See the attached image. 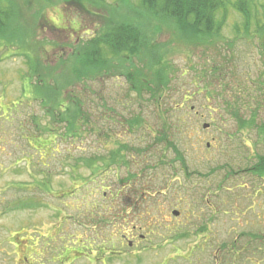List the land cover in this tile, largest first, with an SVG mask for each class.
I'll return each instance as SVG.
<instances>
[{
  "label": "rangeland",
  "instance_id": "rangeland-1",
  "mask_svg": "<svg viewBox=\"0 0 264 264\" xmlns=\"http://www.w3.org/2000/svg\"><path fill=\"white\" fill-rule=\"evenodd\" d=\"M0 2L25 14L43 6L29 17L28 35L0 46V264H20L21 240L34 237L41 245L48 230L75 248L119 247L121 234L144 235L137 246L142 259L132 264H264V176L245 171L264 149L258 131L264 106L257 107L264 82L262 88L255 83L263 74L264 51L257 36L241 37L240 13L229 10L219 32L193 42L167 22L150 32L165 45L169 62L161 96L132 91L120 69L86 78L72 94L82 98L91 122L81 135L57 137L47 146L40 127L50 121L31 99L35 77L28 74L25 53L42 46V68L57 73L106 17H126V0ZM210 66L220 76L227 71L217 86L206 77ZM232 97L244 118L257 108L250 128H239L231 115ZM134 119L138 123L131 126ZM113 151L121 156L116 163H97L98 172L82 164L101 155L109 160Z\"/></svg>",
  "mask_w": 264,
  "mask_h": 264
},
{
  "label": "trees",
  "instance_id": "trees-1",
  "mask_svg": "<svg viewBox=\"0 0 264 264\" xmlns=\"http://www.w3.org/2000/svg\"><path fill=\"white\" fill-rule=\"evenodd\" d=\"M48 1L49 3L54 2V0ZM46 4L48 6V3ZM126 4V17H122L121 14L116 16L113 13H111L112 16L106 17L99 32L74 47V60L70 61L69 65L66 62L57 73L47 72L42 68L40 63L42 62V46L36 45L31 53H25L29 60L27 62L28 74L35 77V82L30 81L29 86V91L34 93L31 99L42 104L50 121L46 126L36 125L41 128V134L44 133L49 137L45 142L46 144L48 142L47 146H50V141L53 142L57 137H64L66 140L81 135L85 126L91 122V114L84 108L82 98L72 94L76 83L86 78L93 80L120 69L132 91H147L153 98L155 95L161 96L160 91L169 81L167 71L169 62L163 57L166 52L165 45L155 43L150 32L154 35L161 31L162 26L167 25L166 22L174 25L180 38L193 42L203 39L206 35L219 32L226 21L229 10H233L243 17L241 26L244 32H240L241 37L250 39L257 36L258 46L264 51V1L262 0H138L137 4L126 0ZM19 7L21 8L20 5ZM39 7L41 10L43 6ZM39 10L25 14L24 11L16 12L13 4L8 3L7 7L0 2V46L4 44L8 46L15 39L28 35L30 33H28L30 31L29 20H31L29 17L32 18L33 14ZM20 18L22 21L19 20ZM32 21L34 22L35 19ZM235 29L237 36H240V27L236 25ZM251 29L254 32H251ZM134 58L136 62L143 63L142 67L134 63ZM262 63L264 65V60ZM208 71L209 75L206 77L209 78L212 86L216 81L220 82L221 78L227 76V71L221 74L223 77L220 76V69L216 66L212 68L210 66ZM260 73L263 74L255 83L262 88L264 70ZM237 85L241 88L239 83ZM227 89L225 87L224 91ZM23 92H25V87ZM260 98L263 102L257 107L264 106L262 93ZM233 101L234 98H230L227 106L234 107V112L230 113L236 119L239 128H250L254 125L257 108L249 118H244L237 105L233 106ZM134 123L137 125V120H130L131 126ZM258 131L261 133L259 143L264 147V119ZM175 153L182 161L181 151L176 149ZM110 155L112 158L109 160L101 155L92 159H84L82 164L95 167L94 169L98 172L102 167L99 164L116 163V156H121L119 152L114 151ZM245 171L255 172L261 178L264 176V149L256 154L255 162Z\"/></svg>",
  "mask_w": 264,
  "mask_h": 264
},
{
  "label": "flooded vegetation",
  "instance_id": "flooded-vegetation-1",
  "mask_svg": "<svg viewBox=\"0 0 264 264\" xmlns=\"http://www.w3.org/2000/svg\"><path fill=\"white\" fill-rule=\"evenodd\" d=\"M54 226L59 230L63 225L60 222ZM49 232L51 231L48 230L44 234L45 240L41 242V248L37 238L29 237V243L24 242L25 240L23 239L21 240L24 244L21 249H23L24 252L21 254V258L19 257L20 264H22L21 260H23V264H112L113 260L122 257L123 262L117 260L118 264H132V260L140 261V259H142V254L137 250V246L140 241L146 239L144 235L121 234L120 237L117 238L120 242L119 247L116 243H104L100 245H84L79 243L78 248H75L64 246L62 239L59 241L54 240V237L47 235ZM41 234L42 233H40L39 236H41ZM49 241H51L52 244H50ZM124 242H126V245H124ZM76 243H78V240L72 242L73 245ZM16 247L17 244L15 245L14 243V249ZM16 253L17 252H14V254ZM32 254L34 256H32ZM80 261L82 262L80 263Z\"/></svg>",
  "mask_w": 264,
  "mask_h": 264
},
{
  "label": "water",
  "instance_id": "water-1",
  "mask_svg": "<svg viewBox=\"0 0 264 264\" xmlns=\"http://www.w3.org/2000/svg\"><path fill=\"white\" fill-rule=\"evenodd\" d=\"M202 126H203V128H206V127L209 126V124L208 123H204ZM173 214L174 215H177L178 214V211L177 210H173Z\"/></svg>",
  "mask_w": 264,
  "mask_h": 264
}]
</instances>
